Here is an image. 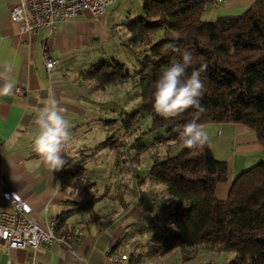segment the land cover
<instances>
[{
    "label": "trees",
    "instance_id": "trees-1",
    "mask_svg": "<svg viewBox=\"0 0 264 264\" xmlns=\"http://www.w3.org/2000/svg\"><path fill=\"white\" fill-rule=\"evenodd\" d=\"M213 3L142 0L138 17L125 22L117 48L94 61L82 77L97 91L131 82L142 95V109L124 119L123 127L128 131L148 118L147 132H166L150 149L153 163L147 176L164 188L162 200L149 205L144 228H130L124 241L150 231L144 244L148 254L180 250L184 256L204 246L232 254L230 264H264V160L234 178L228 197L219 199L218 186L230 181L228 163L216 158L208 142L202 148L184 147L174 131L192 119L195 109L165 119L152 107L156 80L165 67L180 60L179 53L165 46L188 49L194 59L186 76L206 65L200 98L205 112L198 123L244 125L264 148V0L241 15H222L214 21L204 17ZM171 142L181 144V150L160 158L161 147ZM110 143L120 156L122 145ZM84 171L79 168L66 177H82Z\"/></svg>",
    "mask_w": 264,
    "mask_h": 264
},
{
    "label": "crops",
    "instance_id": "crops-1",
    "mask_svg": "<svg viewBox=\"0 0 264 264\" xmlns=\"http://www.w3.org/2000/svg\"><path fill=\"white\" fill-rule=\"evenodd\" d=\"M256 1L235 0L232 4L251 6ZM19 4L20 0H0V70L4 64H11L10 79L15 85L10 95L0 96V205L9 211L11 207L4 201L3 193L15 190L41 222L58 220L60 238L77 229L80 236L69 247L53 243L37 250L7 248L0 240V264H113L111 253L126 252L128 230L137 224L145 226L147 208L154 200L161 202L164 188L147 178L153 156L150 154L147 159L145 146L135 148L130 131L136 124L119 138H127L128 144L120 140L115 145H122L118 157H125L124 169L118 162L116 170L108 173L109 183L102 186L94 181L96 171L92 166L85 168L86 164H93L91 156L97 149L93 136L99 131L108 133L107 118L113 115L108 106L115 98L138 90L123 83L97 91L82 74L94 61L105 59L114 50L107 49L109 43L117 48L125 33V22L133 17L126 14L116 18L108 14L111 8L100 18L84 11L74 19L58 22L52 32L43 28L29 37L21 35L11 20V10ZM44 46L58 62L52 75L43 64ZM52 99L66 110L64 115L71 125V137L64 147L66 163L53 173L33 144L35 117ZM219 125L223 130L228 125L226 129L238 143H253L250 151L263 148L250 128ZM243 135L249 138L239 137ZM177 144L168 143L158 156L172 153ZM110 154H114L113 150ZM79 168L85 169L82 177H66V173ZM233 180L230 175L227 197Z\"/></svg>",
    "mask_w": 264,
    "mask_h": 264
},
{
    "label": "rangeland",
    "instance_id": "rangeland-1",
    "mask_svg": "<svg viewBox=\"0 0 264 264\" xmlns=\"http://www.w3.org/2000/svg\"><path fill=\"white\" fill-rule=\"evenodd\" d=\"M232 1L235 0H215L211 6H209V11L205 14V19L216 20L218 16L222 15H241L248 9L250 6L246 5H233ZM142 0H117V2L112 6L111 10L108 11V14H113L116 18L122 17L127 14L129 17H138L139 9L141 7ZM107 29V28H106ZM122 31V29H120ZM123 38V35L121 36ZM112 41V40H111ZM117 43V42H116ZM107 49H115L114 43L111 42L108 45ZM127 88H136L131 82L127 83ZM116 100L113 101L111 105L108 106L110 113L113 114L111 117L107 118L109 122L107 123V132L106 134L99 131L95 136H93V141L96 145L95 154L91 156L93 158V164H86L85 168L89 170V167L92 166V169L95 170L92 177L98 185H104V183H109V174L112 170H116L118 162L120 167L124 169L125 157H117V148L110 142L116 141L117 143L121 142L127 143V138L120 139L121 136H125L126 129L123 127V120L129 116L136 115L142 109V95L138 91L133 90L125 92L123 96L116 97ZM99 101V100H98ZM101 101V100H100ZM148 118H145V121L140 120L130 131V136L133 135V142L136 143L135 148L137 149L138 145L145 146L147 153V159L150 158L151 147L159 138H163L166 135L164 129L157 130L154 132H147L151 128V124L148 122ZM144 122H148L149 126ZM222 125L212 123L204 125V129L208 135V144L211 147L214 155L220 161L227 162L230 168L231 176L236 178L242 172L249 170L250 168L260 164L264 160V149L261 148L260 151L253 150L250 151L253 147V143H248V140L244 143L241 140V143H238L237 138L233 136L232 132H228L227 126L223 128ZM251 134L256 137L257 135L252 130ZM223 139H219L222 138ZM240 138L249 136H239ZM104 144V147L102 145ZM106 143V144H105ZM128 144V143H127ZM116 145V144H115ZM260 146V145H259ZM165 148V145L163 146ZM161 147V150L164 149ZM182 145L177 144L172 147V155L177 154L181 150ZM110 150H113V155L110 154ZM122 156V155H121ZM118 158H120L118 160ZM90 164V165H89ZM121 170V169H120ZM91 177V178H92ZM90 178V179H91ZM91 181H93L91 179ZM229 184L219 185L217 189V195L219 197H227ZM224 187V188H223ZM143 227L144 226H140ZM150 232V231H149ZM148 231L143 235L134 234L133 238H127L125 242V250L139 252L142 264H180L182 262L192 261L196 264L198 263H209V264H230V261L234 257L223 253L217 249H209L204 246L197 247L193 250L186 251L185 257L182 256L180 250H175L170 254L163 256H155L153 254H148V250L144 246L146 241L150 238V233ZM146 250V251H145Z\"/></svg>",
    "mask_w": 264,
    "mask_h": 264
},
{
    "label": "clouds",
    "instance_id": "clouds-1",
    "mask_svg": "<svg viewBox=\"0 0 264 264\" xmlns=\"http://www.w3.org/2000/svg\"><path fill=\"white\" fill-rule=\"evenodd\" d=\"M165 48L180 54V60L165 67L155 82L152 93V107L155 113L165 119L175 118L188 109H195L192 119L177 126L183 146L188 149L203 147L208 141V135L201 123H198L205 108L200 104L204 92V82L201 72L206 69L193 70L186 76V70L193 62V53L188 49H180L174 44ZM13 72L11 64H4L0 70V96H7L13 92L14 82L10 79ZM65 109L55 99L46 102L35 117L37 128L33 137L35 151L40 154L50 172L61 170L66 161L64 147L70 140V122L65 118Z\"/></svg>",
    "mask_w": 264,
    "mask_h": 264
},
{
    "label": "built area",
    "instance_id": "built-area-1",
    "mask_svg": "<svg viewBox=\"0 0 264 264\" xmlns=\"http://www.w3.org/2000/svg\"><path fill=\"white\" fill-rule=\"evenodd\" d=\"M215 1V0H214ZM117 0H20V4L11 10V20L18 25L19 32L25 36H35L43 28L53 31L60 21L78 17L84 11H90L96 18L104 15ZM42 59L49 75L57 70L58 62L52 58L48 48L43 47ZM4 201L11 207L9 211L0 205V240L7 248L34 249L48 247L53 243L66 246L76 241L80 230L60 238L57 219L41 222L34 214L31 205L15 190L3 193ZM113 264H142L139 252L111 253ZM180 264H196L192 261ZM209 264V263H198Z\"/></svg>",
    "mask_w": 264,
    "mask_h": 264
}]
</instances>
